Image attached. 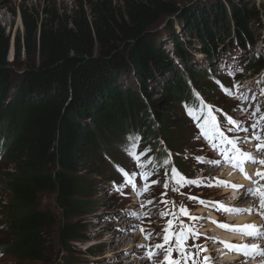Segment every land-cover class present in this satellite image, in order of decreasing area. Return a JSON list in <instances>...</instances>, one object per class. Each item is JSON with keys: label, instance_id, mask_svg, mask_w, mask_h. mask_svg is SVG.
<instances>
[{"label": "trees", "instance_id": "obj_1", "mask_svg": "<svg viewBox=\"0 0 264 264\" xmlns=\"http://www.w3.org/2000/svg\"><path fill=\"white\" fill-rule=\"evenodd\" d=\"M251 1L200 0L170 29L175 32L180 24L184 31L197 33L201 52L215 63L234 45L254 42L255 32L248 24L254 22L249 19L258 15V9L251 7ZM180 3L96 0L89 10L80 4L70 14L54 10L39 14L23 8L24 36L16 38L11 62L12 37L0 24V157L13 166L12 171L0 172L4 178L0 184L10 194L8 201H2L0 214L8 231H0L7 236L0 254L44 261V230L56 218L37 209L41 193L56 192L59 204L71 212L69 217L74 216L86 206L80 199L86 192L80 175L84 164L96 162L118 139L139 136L150 143L159 130L172 146L165 124L173 117L181 130L188 124L185 115L177 117V106L200 102L184 74L170 64L162 43L146 34L176 14ZM230 18L235 35L223 47L232 36ZM173 38L174 55L186 63L195 90H205L198 84L206 72L192 65L183 43L176 35ZM263 63L251 59L249 71H260ZM131 73L138 81L135 88L123 84ZM159 75H164L163 84L153 90ZM150 147L161 163L168 158L158 143L145 150ZM76 233L68 224L62 229L71 241H80Z\"/></svg>", "mask_w": 264, "mask_h": 264}, {"label": "rangeland", "instance_id": "obj_2", "mask_svg": "<svg viewBox=\"0 0 264 264\" xmlns=\"http://www.w3.org/2000/svg\"><path fill=\"white\" fill-rule=\"evenodd\" d=\"M93 1L96 0H0V24L7 30V34L12 37L9 61L14 60L16 38L24 36V25L21 16L23 8L33 9L39 14L44 10H54L59 14H70L73 13L76 5L79 6L80 4L86 10H89ZM186 1L187 3L192 2V0H178L181 4ZM251 7H257L258 9V15L249 19V21L254 20V22L248 24V28L253 29L252 31L255 32L254 42H247L246 47H243L242 43L238 46L234 45V48L238 47L240 51L229 48L225 54L215 60V63L219 62V66H216L211 60L208 62L206 55L201 52V42L197 33L194 35L184 31L179 26L180 24H176V34L168 25L164 28L163 23L153 28L160 30L156 40L162 43L170 64H173L175 70L178 68L179 71L182 63L174 55L176 54V48L174 47L173 35H176L183 43L187 56L190 55L191 57L192 65L197 66L198 69L202 68L206 72V75H203L198 84V88L201 87L205 90L199 91V95L203 102L213 109L212 114L216 117L220 131L227 139L237 140V146L241 150L260 161L264 160V147H261L259 151H257V148L264 144V139L257 141L254 136L259 135L264 138V126L262 127L255 120V118L264 119V63L260 71H249L247 65L254 57L261 58L264 61V0H252ZM229 24L232 36L224 41L223 47L230 45L235 35L231 18ZM228 61H230V64H224ZM183 64L186 65V63ZM210 69H213V71H210ZM210 72H215V75L210 76ZM17 77L14 78V83L19 80ZM170 78L168 77V79ZM156 79L153 90L162 86L164 75H159ZM123 84L135 88L138 81L135 75L131 73V75H125ZM207 87L210 88L208 92H206ZM193 88L196 87L193 86ZM224 89L230 90L232 95H226ZM155 99L161 103L162 98L160 96H156ZM177 111L180 112H177V117L182 118L186 113L185 105H178ZM229 118L237 123L234 125L228 124L227 120ZM187 120L188 124L183 130L174 126V117L169 119L164 127L166 132L171 133L170 144L172 146L167 144L178 159L177 169L182 171V173L179 172L180 175L186 180H194L198 183H185V187L177 185L171 179L172 169L159 170L151 164L147 165L146 170L152 171L154 174L147 181L150 187L147 191H144L145 181L139 175L141 169L136 167L135 162L124 150L125 146H130L133 140L128 139L130 144H127L123 139H118L113 143L114 146L100 153V157L96 162L84 164L82 167L83 170L80 175L83 179V185L86 187V192L80 199L86 206L81 212L69 217L71 212H66L64 207L59 204L56 192L46 191L39 195L37 209L42 212H52L56 218V223L44 230L47 247L45 260L34 262L20 259L9 252L0 254V264H163L166 252H156L159 255H152L149 258L147 257L149 253L147 248L148 246L153 248L160 243L161 236L165 234L164 229L169 221L173 224L172 233H178L181 227L185 230L186 226L190 224L199 229L201 234L205 233L204 235L207 238H211V235L206 231L209 228L206 225L209 220L208 216L206 214L200 215L199 209L201 204H208L204 200L210 201L209 205H212L211 202L219 204L222 201L225 203L230 201L228 194H224L222 189H217L219 188V185L216 184L217 174L221 178L223 174L221 169L216 168L226 159L222 152L227 150V153L231 155L232 148L219 138L210 142L203 135L199 137L195 121L191 118H187ZM248 137H252V139L246 140L245 138ZM163 140V134L159 130L158 136L153 142H136L138 145L137 155L141 156V163H144V158L145 160L149 159V154H147V151L144 152L143 148H147L153 143H164ZM213 143L216 144L215 149L212 146ZM251 147L253 148L252 151ZM217 149H221V151H215ZM159 158L161 159V157ZM160 159L158 160L160 161ZM212 159H216L217 163L206 164L208 160L212 161ZM252 166L257 169V172L261 169L260 166L264 168V165H258V163L252 164ZM118 168H122L129 174L133 171L137 172V187L135 189L130 188L132 195L128 193V185ZM12 169L13 166L9 164L6 158L0 157V172L12 171ZM195 170H199V173ZM0 179L4 178L0 177ZM155 180H159V183L153 184L152 181ZM114 181L119 185V188L123 189L125 194H128L127 196L121 197L116 193L117 189L113 185ZM260 181L264 182V179ZM165 183L169 185L167 189L163 187ZM138 191L143 192L142 195H138L139 198L152 201L145 204L147 212L144 215H142V212L145 209L137 206L136 202L133 201V192L137 194ZM163 193H166V195H162ZM9 197L10 194L0 184V213H3L4 210L2 201L4 199L8 201ZM199 200L203 201L200 205H198ZM164 201H167V203H164ZM248 202L245 200L241 204L244 206ZM254 206L255 203L251 204V207ZM181 207L187 209V214L182 213L181 216L161 215L166 213L169 208L180 211ZM235 208H238V206H235ZM205 211V213H209L208 209H205ZM201 220L204 221V224ZM66 224L77 231L75 236L80 241H71L72 238L66 239L62 235V229ZM6 225V218L0 214V231L7 232ZM141 229H144V231L140 232ZM2 235L0 232V247L6 244L7 236L6 234ZM149 235L150 238H146ZM171 237L176 242L175 236ZM215 242V239H210V247L207 248L208 250L212 249L211 252L215 254L213 258L221 264L220 258L218 259L219 255L215 251V248L218 247ZM186 245L189 253V244ZM171 258L173 260L179 259V253L176 250L175 252L172 251ZM195 260L197 264H207L201 254L199 259L195 258ZM181 264H184L183 260H181ZM187 264H193V257L188 258Z\"/></svg>", "mask_w": 264, "mask_h": 264}, {"label": "snow or ice", "instance_id": "obj_3", "mask_svg": "<svg viewBox=\"0 0 264 264\" xmlns=\"http://www.w3.org/2000/svg\"><path fill=\"white\" fill-rule=\"evenodd\" d=\"M219 83V82H217ZM225 94L231 96L232 93L230 90L228 89H224ZM197 99L198 101H200V106L201 108L204 110L203 112V123H200L198 126L200 128V132L201 134L204 136L205 139H208L210 142L214 141L216 138H219L220 140L224 141L226 144L230 145L232 148V154L229 155L227 153V150H224L222 152V155L226 156V159L228 160V162L231 164L232 167L234 168H238L239 171L241 173H244L245 178L251 179V177H249L247 175V173L245 172L244 169V164L246 162H250L251 164H260V165H264V160H260L257 161L251 154L241 150L237 145L238 142L237 140L234 139H227L223 132L220 131V128L216 122V117L212 114L213 109L211 108V106L205 104L202 101V98L199 96V94L197 93ZM188 114L190 116H192L194 119L200 120L201 117L196 116L195 115V110L194 109H187ZM227 123L230 125H234L236 124V121L232 120L231 118H229L227 120ZM254 138L257 141H261L262 138L259 135H255ZM246 140H250L252 139V137H248L245 138ZM213 148H216V144L213 143ZM137 143L133 142L131 143L130 146H125L124 150L126 151V153L132 158V160L135 162L136 167L141 169V172L139 173L140 176L143 177L145 183H144V191H147L148 188L150 187V185L147 183V181L149 180V178L154 174L152 171H148L146 170L147 165H151L153 164V161L151 159H149L146 163H141V156L137 155ZM261 147H264V144H262L261 146H259L257 148V151L260 150ZM147 151H151V149H148ZM146 154V153H144ZM171 154L169 153V156ZM168 163H170V160L168 158H165L163 161L164 165H167ZM211 163L215 164L216 161H211ZM118 170H120L124 176V179L126 181V183L128 185H130L132 188H136L137 187V172L133 171L131 172V174H129L128 172H125L122 168H118ZM257 176H260L261 179H264V175H261V173L257 172L256 173ZM171 179L172 181L175 182V184L177 185H184L185 183L187 184H196L198 183L197 181L194 180H186L182 175H180V173L173 168L172 169V174H171ZM153 184H158L159 180H155L152 181ZM219 186H224V187H231V188H238V187H242V186H238V185H234V184H228L227 182L224 181H218L217 182ZM254 184H257L258 187L253 188V189H248V194L253 196V197H257L260 201V207L264 208V185H259V181H253ZM168 183H165L163 185V187L165 189L168 188ZM120 189H118L119 191ZM143 192L138 191L137 195H142ZM162 195H166V193H163ZM152 201H150L151 203ZM164 203H167V201H164ZM201 203H203V201H201ZM220 208L227 212V213H231V214H239L242 211H248L251 212V209L248 210H241V209H235V208H228L225 207L223 205H219ZM180 212L183 214H187V209L181 207ZM162 216H168L169 213H162ZM171 215L175 216V213H172ZM217 223V225L221 228L224 229H229L235 233L241 234V235H245V236H250V237H254V238H264V232H260L258 229V226L251 224V225H245L242 227H232L230 228L229 225L224 224V223H219V222H215ZM173 228V224L171 221H169L167 227L164 229L165 235L163 236V244H157L155 247L159 250H164L166 252V255L164 256V260H163V264H181V260L184 261V264H187V260L189 257H193V264H197L194 256L195 254L193 253H188L184 247L186 241L189 239L190 235H192V230H188L185 231L183 229V227H181V230L178 233H172L171 229ZM141 231H144V229H141ZM175 236V240H176V246L175 249H173V247L169 246L167 249L164 248V245L169 244V240L171 236ZM146 238H150L149 236H146ZM224 243V242H222ZM142 246V245H141ZM194 247L197 248V252L200 251H207V249H201L199 246H195ZM225 247L228 248L229 250H235V251H241L243 252L244 255H249L251 253H249L248 251H245V249H247L249 246L245 245L244 248H240L236 245H231V244H227L225 243ZM253 248V252L258 253L262 256H264V251L260 250L258 248V246H252ZM173 250H176L179 253V259L177 260H173L171 258V253ZM152 255H159V253H155V254H150V257ZM206 260L208 258H205Z\"/></svg>", "mask_w": 264, "mask_h": 264}, {"label": "bare ground", "instance_id": "obj_4", "mask_svg": "<svg viewBox=\"0 0 264 264\" xmlns=\"http://www.w3.org/2000/svg\"><path fill=\"white\" fill-rule=\"evenodd\" d=\"M215 72H213L214 74ZM215 75V74H214ZM216 79V78H215ZM217 80V79H216ZM247 169L250 171V173H252L254 175L255 172H257V169H255L252 164L250 163L249 165H246ZM260 170V169H259ZM223 173V176L227 175L226 177L228 178V180H232L234 181V179H238L240 182H237L239 184H243V185H246L247 182L244 178H242V176H240L239 174H233L234 171L228 169V171L226 170H223L222 171ZM249 182V181H248ZM241 190H245L247 191V189H240ZM226 193H229L228 191H226ZM245 192H243V195L241 197H238L240 194H237L235 191L234 193H232L233 195H230V201L228 202V205L231 206H242L241 202L244 203L245 202V198L246 196L244 195ZM246 194V193H245ZM240 203V204H239ZM213 205V206H212ZM212 205H206V206H201L200 207V215H205V209H208L209 210V215L210 216H216L217 214V206H215L213 203ZM249 207L251 208L252 212L256 210V205L254 207H251V205H249ZM246 208V205H244V208ZM241 209V210H243ZM202 212H204V214H202ZM177 213H181L180 211H178ZM255 213V212H254ZM228 219H227V222L225 224L229 225L230 228L232 227H236L234 223H237V224H243V225H251V224H257L258 220H257V217L256 215H254L253 213H251V215H245V213H243V215L239 216L238 219L235 220V222L231 221L230 219L232 218V216H227ZM208 222L206 223V225L209 226V228L206 230L210 235H211V238H208L209 240L210 239H215L216 242L215 244L218 245L217 248H215V251L216 253H218V259L222 258V253H223V247H222V242L225 243V240L227 238H231L234 236L235 232H231V230L227 229L228 231L227 232H224L222 231L221 227H219L218 225L216 224H213L211 221H210V218H208ZM247 222V223H245ZM222 223V222H220ZM259 231H261V229H259ZM204 233V232H203ZM205 234V233H204ZM213 243V241H212ZM208 248L210 247V245L207 246ZM262 247V246H261ZM212 250V249H211ZM209 249V251H211ZM211 255L212 257L215 255L211 252ZM214 259V258H213ZM214 261H217V259H214ZM241 261H236V262H233V264H240Z\"/></svg>", "mask_w": 264, "mask_h": 264}, {"label": "water", "instance_id": "obj_5", "mask_svg": "<svg viewBox=\"0 0 264 264\" xmlns=\"http://www.w3.org/2000/svg\"><path fill=\"white\" fill-rule=\"evenodd\" d=\"M199 3H200V0H192V2H190V3L189 2L187 3V1L183 4L180 3V6H181L180 10L176 14L167 18V20H165L163 22L164 28L167 27V25L170 27L171 23L176 22V20H178L180 18L181 14L185 10H187L193 6L195 7ZM158 26H160V25H158ZM159 33H160V30H158V28H152L146 34H147L148 39H153V38L157 37L159 35Z\"/></svg>", "mask_w": 264, "mask_h": 264}, {"label": "clouds", "instance_id": "obj_6", "mask_svg": "<svg viewBox=\"0 0 264 264\" xmlns=\"http://www.w3.org/2000/svg\"><path fill=\"white\" fill-rule=\"evenodd\" d=\"M254 58H255V57H254ZM257 59H261V58H257ZM248 63H249V62H248ZM247 66H248V65H247ZM182 69H185L186 71H183ZM201 71H202V69H201ZM178 72H181L182 74H184V77H185L186 73L188 74V70H187V68L185 67L184 64H182L181 70L178 71ZM191 78H192V77H191Z\"/></svg>", "mask_w": 264, "mask_h": 264}]
</instances>
